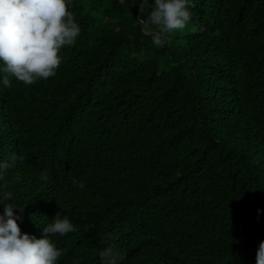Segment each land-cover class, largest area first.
Wrapping results in <instances>:
<instances>
[{"label":"trees","instance_id":"obj_1","mask_svg":"<svg viewBox=\"0 0 264 264\" xmlns=\"http://www.w3.org/2000/svg\"><path fill=\"white\" fill-rule=\"evenodd\" d=\"M137 3L72 0L81 32L56 75L0 85L4 190L21 230L39 237L67 215L76 231L51 237L58 264H100L106 246L119 264H256L264 0H194L162 48Z\"/></svg>","mask_w":264,"mask_h":264},{"label":"clouds","instance_id":"obj_2","mask_svg":"<svg viewBox=\"0 0 264 264\" xmlns=\"http://www.w3.org/2000/svg\"><path fill=\"white\" fill-rule=\"evenodd\" d=\"M71 5L72 0H0V85L11 87L12 78L33 85L56 75L62 63L60 51L73 45L81 32ZM137 5L143 33L156 48H162L173 33L186 29L194 0H138ZM9 167L0 159V205L4 208L0 213V264H58L63 250L51 237L74 232L76 226L60 211L41 227L39 237L22 232L20 217L14 212L19 206L11 203L12 193L4 190ZM99 260L100 264H119L112 246L100 251ZM256 264H264V240L259 243Z\"/></svg>","mask_w":264,"mask_h":264}]
</instances>
